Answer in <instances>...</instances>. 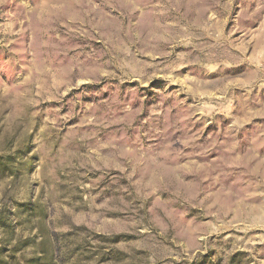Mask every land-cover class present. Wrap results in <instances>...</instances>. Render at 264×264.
I'll return each mask as SVG.
<instances>
[{"label":"rangeland","instance_id":"rangeland-1","mask_svg":"<svg viewBox=\"0 0 264 264\" xmlns=\"http://www.w3.org/2000/svg\"><path fill=\"white\" fill-rule=\"evenodd\" d=\"M0 264H264V0H0Z\"/></svg>","mask_w":264,"mask_h":264}]
</instances>
